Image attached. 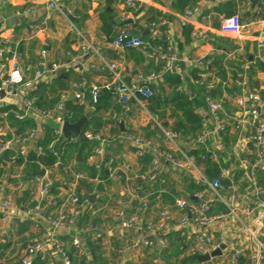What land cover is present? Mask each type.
<instances>
[{
	"label": "built area",
	"instance_id": "2783aa9c",
	"mask_svg": "<svg viewBox=\"0 0 264 264\" xmlns=\"http://www.w3.org/2000/svg\"><path fill=\"white\" fill-rule=\"evenodd\" d=\"M97 1V0H91ZM142 1L150 0H123L126 7L137 9ZM238 1V0H234ZM246 4H250L251 0H243ZM264 2V0H261ZM45 6L48 9H55L66 14L62 6L57 0H45ZM202 4H196L192 8L185 11L187 16H196L201 23H210V14L202 10ZM35 10V4L27 6L22 13L29 14ZM164 21L149 22L146 29L155 38L160 35L161 27ZM260 33L256 40L257 55L253 60L257 59L264 64V18L260 21ZM46 27V20L40 21L32 28V34H35L37 29ZM245 24L239 14L231 16H223L220 18L217 30L222 35H229L235 38H240L243 34ZM167 45L165 50L160 45L152 46L149 42L144 41L140 35L133 33L128 27H123L117 31L110 41V44L118 50H128L137 48L142 50L149 56L157 58L165 64L162 68L155 72H137L126 80L123 75L120 64L117 60L102 61L104 68L108 72L109 79L103 84L89 83L87 77H81L78 81L72 82L71 97L82 105L87 104L86 100V86L88 87L89 99L95 103L100 97L103 89L111 90L115 100L121 105V111L111 115L112 118L119 115L124 118L129 110V103L135 100L141 107L146 108L144 101L151 97L156 92V85L162 81V76L168 70H174V66L178 58L176 47L173 39L168 35ZM80 55L93 52L97 54V49L94 44L89 43L84 37L80 39ZM47 51L41 50L40 55L44 58ZM213 54L211 52L209 55ZM206 56L193 57L190 61L193 66L199 68V79L195 83L204 86L206 90L214 91L217 84L220 82L218 77L207 80L208 72L205 68L211 67L212 61ZM229 56V55H228ZM69 62H54L51 64L42 63L37 68L29 81H26L25 72L17 57L16 51L10 47L3 45L0 47V106L8 99L19 96L21 113H16L17 119H23L30 115L36 116L40 122H36L37 126L31 128L27 136L21 138L17 135H12L10 139L6 140L0 147V151L8 149L12 144L20 145V153L27 152L26 141L35 140L42 131V126L46 123H52L54 126V139L44 149L42 146L37 147V153L43 154L44 151L55 156L56 160L52 166L44 167L41 175H35L31 178V183L35 185V193L32 200L36 202L35 206H25L23 202H18L17 197L13 194L4 195L3 179H0V223L3 226L10 224L15 216L22 217V219L42 220L45 222L46 234L43 239H35L26 244L20 255L10 262H3L0 264H30L33 258L40 254L42 259H46V264H69L65 252L62 249L58 236L63 233H70L73 231L72 244L80 250L81 254H86V241L83 234L91 231L90 226H78L77 220L79 216L91 209L89 198H79L75 189L77 179L82 176L80 173H75L71 181L68 182L64 189L65 197L62 206L56 213L45 214L43 206L40 202L44 199L54 184L55 176L61 172H67L66 166L63 165L61 156L64 154L63 148L57 144L60 138L63 139L62 127L64 120L61 116L65 112L64 101L69 96L67 92L60 94L59 102L52 108H40L33 104L34 97H29L26 94L34 90L37 85L43 80H48L50 77L57 74L60 67H65ZM237 76H242L238 72ZM5 77V78H4ZM29 84V85H27ZM226 82H221V89L225 87ZM158 86V85H157ZM180 88V87H178ZM261 92L249 90L243 96L236 98L235 104L239 108L232 116L233 128L241 130L245 124L249 123L248 114L252 112L254 118V129L249 136L251 142V160H242V167L246 170L247 185L251 187V193L257 195L256 201L248 208L245 218L238 212V206H235L234 201L238 198V188L241 186L236 182L229 172L220 167V178L228 181L227 189L230 190V201L226 195L221 193L224 189L223 184L219 180L208 181L204 176L201 167L196 164L195 157L188 155L178 144L179 134L171 130H164V140L168 145L161 144L155 139L144 137L139 134L127 133L122 138L135 149L137 156H140L144 151L151 153V161L149 167L143 172L133 170L129 165L125 164L121 167L111 165L112 159L109 158L104 162L103 144L106 138L91 130L83 131L86 138L89 140H97V145L88 156V161L95 164L97 169L106 166L109 176L108 178L114 181H123L121 184V191L119 197L115 201V206L111 209L110 217L112 222L117 227L124 231L132 232V235L127 240L126 248H118L114 245V240L109 233L93 234L92 238L100 237L103 248V256L110 257L111 253L121 254L120 258L115 264H124L126 260L123 252L125 249L137 250L141 248H154V246L163 248L166 246L164 238L158 237L160 232L166 233L169 226V221L176 218L177 228H191L188 234L187 245L185 246L186 254L204 255L210 254L219 249L222 244L224 248L217 256L211 257L210 261L219 259L221 264H237L240 257H246L244 264H261L260 260L264 255V182L260 183L258 174L264 175V101L261 100ZM205 104L207 106V114L204 118V127L192 143L202 145L205 152L210 153L212 160L217 159V153L209 149V140L212 134L225 133L228 129L229 122L225 117L223 100L216 99L212 95H206ZM241 109V110H240ZM1 117L3 115H0ZM123 120V119H120ZM159 127V126H157ZM160 128V127H159ZM5 132V127L0 124V134ZM71 142L77 140L71 136L66 140ZM11 167V166H10ZM16 167V172L13 176L21 180V174ZM60 170L62 171H59ZM167 172L174 174L180 172L191 176L195 181L206 184V189L197 191L193 195L194 201H188L182 197H175L171 205L159 209L154 213L155 208H159V202L152 206L148 205V193H140L136 187L131 185L134 179L142 181H154L158 177L165 175ZM244 176L241 177L243 180ZM94 182H100V178L92 179ZM162 182L165 179H161ZM6 184V183H5ZM28 183L19 181L18 187L24 190ZM165 188H161L157 193H165ZM93 194H98L97 190L92 191ZM96 196V195H95ZM219 201L227 208L226 212H215L214 202ZM175 211H171V209ZM102 210V209H98ZM129 210V211H128ZM95 213V211H92ZM157 216L155 217L153 216ZM222 222L232 228L230 234L218 232V226ZM51 248H54L51 250ZM209 262V261H208Z\"/></svg>",
	"mask_w": 264,
	"mask_h": 264
},
{
	"label": "trees",
	"instance_id": "16d2710c",
	"mask_svg": "<svg viewBox=\"0 0 264 264\" xmlns=\"http://www.w3.org/2000/svg\"><path fill=\"white\" fill-rule=\"evenodd\" d=\"M198 0H172L170 7L176 12H184L187 8H192ZM108 6H112V0H104V6L99 14L100 21V31L105 36L107 42H110L113 36L117 33L119 29L125 26L120 27L121 21L116 18L113 10L107 9ZM240 3L235 2L234 0H227L225 2V12L224 16H231L236 14ZM26 6H23V10ZM86 6L84 5L83 8ZM143 8L131 9L127 8V11H131L134 15L139 13ZM218 10V8H216ZM260 16L264 18V9L261 7ZM74 12H77V10ZM243 17H247L246 13H243ZM85 15L81 16L80 22L83 20ZM145 22H157L164 20L165 16L162 15L155 8H148L144 14ZM132 27V32L140 35V37L149 42L152 46L160 45L165 50L167 45V33L164 26L161 27V33L159 36L153 38L150 32H145L146 27H143L138 24L137 21L130 24ZM190 28L184 29V40L188 42L190 39ZM95 46V45H94ZM96 47V46H95ZM128 57L133 59L135 62L134 72H157L159 71L165 62L157 60L156 63L148 62L146 60L145 54L142 50L137 48H132L126 50ZM69 55L65 58H62L61 62H70L71 58L75 55L81 53V51H73L72 49L67 50ZM111 57H114V54H110ZM248 46L245 47L244 53L240 55L227 57L225 53L214 52L211 55H208L207 58H210L212 61L211 67L205 68V71L208 72L207 80H211L214 77H218L220 82L217 84V87L214 91L206 90L204 86L195 83L196 79H199V73L201 70L197 67H193L189 76L181 78L175 70H168L162 76V84L158 83L156 85V92L144 101L147 111L156 118V121L165 130H171L179 134L181 137L180 146L186 151L188 155L195 157L196 164L201 167L202 172L208 181L219 180L224 189L221 190L223 195L230 194V190L227 189L228 181L220 178V167L222 163L214 162L211 159V155L208 152H205V148L202 145H196L192 143V139L201 132L204 127L203 118L196 112L198 107L205 105V96L212 95L213 97L221 98L222 90L221 82L228 81V78L231 79L229 85L225 87L224 91L227 93V97L223 100V106L227 109L229 100L228 98L233 99L242 93V85L244 77L237 76V73L240 72L242 75H246L249 87L253 88L257 85V82L253 76L258 72H264V64L259 60L255 59L249 61L248 59ZM33 64L36 63L32 59ZM37 64H39L37 62ZM51 64V63H49ZM145 64L143 67L136 68ZM175 67V66H174ZM175 69V68H174ZM73 66H70L66 72L56 74L49 78L46 82H40L37 87L26 95L29 97H34L33 104L40 108H52L60 100V94L63 91L70 90L69 83L76 82L79 80V72L76 71ZM88 72V73H87ZM86 74H90V70L86 71ZM1 84V80H0ZM163 84L166 85L169 92H166V88L163 87ZM180 87V88H178ZM252 91H256L255 89ZM86 100L89 107H92L90 112L85 110V105L78 103L74 99L66 98L64 101V106L66 111L61 113V116L64 121H69L75 123L82 116H86L87 119L82 125V130H90L94 133L98 132L106 123L111 125L110 127V136L106 138L105 143L103 144L104 151V162L109 158L112 159L111 165L119 166L124 165L125 161L122 158L121 154L123 152V147L125 140L122 138L127 133L138 134L133 129L127 128L124 132L120 129V119L124 121L127 120V115L125 118H120L119 115L112 118H107L104 116L106 112L118 114L121 111V105L115 100L112 91L109 89H103L101 91L100 97L95 103H92L89 99L88 87L86 86ZM87 105V104H86ZM137 105L135 100H131L129 103L130 110L133 109V106ZM139 106V105H138ZM169 111V116L172 118V122H166L163 120L166 113ZM16 113H21V110L13 104H8L0 107V124L5 127V132L0 134V147L12 135H17L21 138L27 136L31 128L37 126L35 120L31 117H25L23 119H17L15 117ZM54 126L52 123H46L42 126L41 134L33 141H26L27 152L25 154L20 153V145L12 144L8 149L0 151V179L3 176V173H6L8 165L19 169L21 174V180L17 179L15 176L8 175L7 180L11 181L13 184H18L19 181L27 182V187L22 190V195L17 201L23 202L25 206H35L31 198L35 193V185L31 183V178L35 175H41L44 171V167L52 166L56 158L52 154L44 151L43 154L39 155L37 153V147L42 146L44 149L48 146L51 140L54 139L53 135ZM228 131V129H227ZM141 135L147 138L157 139L161 144L164 143V140H159V135L157 133V127L153 122H150L143 128ZM178 142V143H179ZM60 148H63L64 154L61 156L62 167L66 166L67 172H61L60 175L55 176L54 184L51 187L47 197L42 199L40 202L43 206L47 202V207L44 208L45 214L56 213V208L59 203L57 201V195L59 194L60 189H65L69 181L72 180L75 173H80L82 176L77 179L76 184V193L79 198H89V189L92 191L97 190L99 193H104L103 196H97L96 200L90 204L91 209L83 212L78 220L77 225L80 226H90L91 231L83 234L86 243V254H81L80 250L72 244L73 232L63 233L58 236V240L61 243L62 249L65 252L67 258L69 259V264H115L116 261L120 258L121 254L111 253L109 259L103 256V248L101 245V238L96 237L92 238L93 234L99 233L103 235V231L99 229V225L103 221L99 215L101 213L105 214L107 208H114L115 201L119 197V193H106L107 185H116L121 187V182L123 181H114L108 178L109 173L106 166H102L99 170L95 167V164L88 161V156L91 154L93 148L99 145L97 140H94L93 143L90 142H81L75 140L71 142L69 139L62 141V138L57 142ZM132 150H135L133 147L129 146ZM139 163V169L136 171L143 172L146 170L151 161V153L149 151H144V153L137 157ZM126 164V163H125ZM222 164V165H221ZM59 171L60 170L59 168ZM175 177L172 178L170 173L167 172L165 175L158 177L154 181H142L140 179H134L131 182V185L137 188L140 193H148V205L152 206L154 203L159 202V208H155L154 213L158 212L159 209L171 205L175 197H182L188 201H194L193 195L197 191L205 190L206 184L202 182L195 181L191 176L185 175L180 172H175ZM99 177L100 182H94L92 179ZM165 179L162 182L161 179ZM178 180V181H176ZM258 180L260 183L264 182V175L262 173L258 174ZM161 188H165L166 192L161 193L158 196V191ZM52 196V197H49ZM49 198H51L49 200ZM49 200V201H48ZM214 211L215 212H226L227 208L224 204L219 201L214 202ZM102 209V210H98ZM95 211L93 213L92 211ZM129 211V210H128ZM175 211V209H171ZM106 215V214H105ZM155 219L157 216L153 215ZM104 220L112 221L109 216H106ZM26 229L24 225H21L18 233ZM158 237L164 238L166 241V246L159 248L154 246L153 257L160 260H164L165 264H173L169 262L171 259H174V264H221L219 259L212 260L209 262H199L193 258L192 255L186 254L185 246L188 241V232L186 228H181L176 230L169 228L166 233L160 232ZM114 245L118 248H121V245L118 242L114 241ZM10 246V241H6L5 244H0V259L8 251ZM54 248H51L53 250ZM148 249V248H147ZM247 256L240 257L237 260V264H244L247 260ZM149 261L144 264H155L154 262ZM46 259H42L40 254H37L30 264H46ZM261 264H264V255H262ZM124 264H134L130 260H125Z\"/></svg>",
	"mask_w": 264,
	"mask_h": 264
},
{
	"label": "crops",
	"instance_id": "0c3cea01",
	"mask_svg": "<svg viewBox=\"0 0 264 264\" xmlns=\"http://www.w3.org/2000/svg\"><path fill=\"white\" fill-rule=\"evenodd\" d=\"M57 1L62 6L66 14L55 9H48L45 6V0H0V47L6 45L16 51L17 57L25 72L26 81H29L33 72L39 68L42 63L49 64L61 62L62 58L69 55L67 52L69 49L76 52L79 51L80 39L82 37H84L89 43L94 44L98 53L94 54L93 52H90L81 58L79 57L80 54L73 56L69 62L70 64L65 66V70L63 72H66L70 66H73L80 74L79 79L81 77H87L89 83L103 84L109 79V76L102 61L117 60L120 64V69L123 75L126 76V80L128 81L129 78L135 74V62L133 59L128 57L126 50H118L114 48L110 42H107L105 36L99 28V14L104 6V0H97L94 2L91 0ZM226 1L227 0H198L196 4H202V10L205 13L210 14V23L206 24L201 23L199 18L196 16H187L185 11L190 8L185 9V11L181 13L174 11L170 7L172 0L142 1L139 8L143 9L135 15L131 11H127L128 7L124 5L123 0H112V6H108L107 9H112L116 18L121 21L120 27L125 26L131 30L132 27L130 24L135 21H137L139 25L146 27L147 22H145L144 14L150 7L157 9L162 15H164L165 18L163 20V26L166 29L165 32L171 39H173L178 58L180 59L176 62L174 70L175 73L183 78L189 76L190 70L194 67L190 61L193 57L206 56L211 52L225 53L227 57L240 55L244 53L245 47L247 46L249 51L251 45L254 47L253 58L256 57V40L259 37L261 26L260 21L262 20L260 12L262 11L261 7L264 9V2L257 0L254 4H252V2H250V4H246L243 0L235 1L240 3L236 14L240 15L243 23L245 24L242 36L240 38H235L229 35H222L217 30L218 22L220 18L224 16ZM31 4H35V10L29 14L22 13V11ZM219 4L222 5V8L218 6ZM84 5L86 6L85 8H83ZM23 6L26 7L22 10L21 8ZM216 8H218V10H216ZM74 10H77V12H74ZM243 13H246L247 17H243ZM69 14H72L76 20H71L68 17ZM82 15H85V17L80 22ZM129 19H131V22L126 21ZM42 20H46V27L37 29L35 34H32V28ZM185 28L191 29L190 39L188 42H185L184 40ZM43 49L47 51L44 58L40 55V52ZM110 54H114V57H111ZM145 57L148 62L150 61L156 63L158 60L148 54H145ZM147 57H153L155 60L151 61L147 59ZM32 59L36 63L33 64ZM37 62L39 64H37ZM144 65L145 64H142L136 68L140 70V68ZM88 70H90V74H86V71ZM253 78L257 82V85L251 88L248 85L246 75H244L242 93L236 98L243 96L249 90L254 89L261 92V94H264V72L256 73ZM0 80L2 82V78H0ZM48 80H43L42 82H46ZM230 81L231 79L228 78L225 87L227 86V83L229 85ZM71 83L72 82L69 83V86ZM160 83L162 84L163 82L161 81ZM163 87L166 88V92L170 91L166 85L163 84ZM224 89L222 90V97H216V99L224 100V98L228 96ZM63 92H67L69 95L67 98L73 99L71 97L72 88ZM236 98H228L227 100H229V103L227 109L224 108L225 117L230 126L228 127V131L221 134H212L209 140V149L217 153V159L213 161L222 163L223 165L221 164V167L228 171L229 175L233 176L236 182L241 185L238 188V198L235 199L234 204L235 206H238V212L245 218L248 208H250L256 201V198H258L257 195L251 193L252 189L249 185H247L248 181L246 180V170L241 164V161L244 159H252V145L249 136L254 129L255 121L252 112L250 111V114H248L250 124H245L244 128L241 130L233 128L231 117L234 116L237 109H239L235 104ZM8 104H13L19 108V96L6 100L1 106ZM138 105L139 104L137 103V105L133 106V109L131 108V110L129 106V110L126 114L128 118L124 121L125 130L129 127L141 135L143 134V128H145L150 122H153L156 127L159 126L165 130L160 123L156 121L153 114L149 113L146 108ZM85 106V110L87 112L92 110V107H89L88 103ZM196 112L204 120L207 114L206 104L198 107ZM104 116L110 118L111 113L106 112ZM29 117L33 118L38 123L40 122V120L34 115H30ZM163 120L169 122V124L172 122V118L169 116V111L166 113ZM110 127L111 125L106 123L96 133L103 138H108L110 136ZM159 138V140H164L161 136H159ZM177 141L181 142V137H179ZM180 142L178 143L179 145ZM163 144L168 145L165 140ZM129 146L130 145L125 141L121 156L125 163L136 171L139 169V163L137 160L138 156L136 155L135 150H132ZM121 166L123 165L121 164L116 167ZM9 167L10 165H8L6 173H3V176L1 177V179H3L2 182L6 183H3L4 195L7 196L13 194L17 197V199H20L22 190L19 189L18 184H13L11 181L7 180V176H13L17 170L11 166L9 171ZM175 175L176 174H170L172 178H174ZM243 176L244 178L241 180V177ZM120 188L121 187L116 185H107L106 193L118 194L119 191H121ZM103 194L104 193H98L94 195H96L95 197L97 198V196H103ZM230 195L231 194L226 195L229 201ZM64 197L65 191L64 189H60L59 194L57 195V201H55H59L56 208L57 211L62 206H65L63 204ZM50 199L51 198H49V200ZM46 204L47 202L45 203L44 208L47 207ZM68 208V206H65V209ZM110 215L111 214H109V217ZM99 217L103 220L99 225V229L103 231L104 234H111V237L115 242H118L122 248H126L127 240L132 235V232L124 231L122 228L117 227V225H115L112 221L106 222V220H104L106 215L103 213H101ZM12 219L13 220H11L10 224L7 226H3L0 223V244H5L6 241H10L8 251L1 257L0 263L10 262L17 258L26 244L35 239H43L46 234L47 226L45 222L40 219H22L20 215L15 216ZM168 224L170 228L180 230V228H177L175 217L173 220H170ZM21 225H24L26 229H24L22 233H18ZM218 229V232L230 234V230L232 228L227 224V222H222L218 226ZM190 230L193 231L191 228H188V234L191 232ZM262 238H264V236H262ZM152 249L153 248H141L137 250H130L128 260L132 261L134 264H144L145 262H149L152 260L151 257L154 255ZM152 262L155 264L166 263L164 260H160L157 257L154 258ZM169 262L174 264V259H171ZM56 264H59V262L56 261Z\"/></svg>",
	"mask_w": 264,
	"mask_h": 264
},
{
	"label": "water",
	"instance_id": "95a60500",
	"mask_svg": "<svg viewBox=\"0 0 264 264\" xmlns=\"http://www.w3.org/2000/svg\"><path fill=\"white\" fill-rule=\"evenodd\" d=\"M257 0H251L252 4L256 3ZM220 8H222V5L219 4L218 5ZM68 17L75 21V17L72 15V14H69ZM127 22H131V19L129 20H126ZM145 32H149L148 30H146ZM249 56H248V59L249 61H251L253 59V53H254V47L253 45L250 46L249 48ZM147 59L151 60V61H154L155 59L153 57H147ZM65 70V67H60L58 70H57V74H60L62 73L63 71ZM5 78V77H4ZM261 100L264 101V94L261 95ZM87 117L86 116H82L78 121H76L75 123H71L69 121H65L64 124H63V127H62V132H63V139L62 141H65L67 138L73 136L75 137L77 140L81 141V142H90V143H93L92 140H89L88 138H86V136L84 135L83 133V130H82V125L85 123ZM120 129L121 131H125V126H124V120H121L120 121ZM157 133L159 136L161 137H164V130L162 128H157ZM9 171H10V167H9ZM96 200V197L95 195L92 193V190L89 189V202L90 203H93L94 201ZM225 246L224 244H222L220 246L221 249H223ZM216 249L215 251H213L210 254H204V255H199V254H194L191 256V258L199 261V262H208L210 261L211 257L213 256H217L221 253V249ZM129 248L125 249L124 252H123V255H124V258L125 259H129Z\"/></svg>",
	"mask_w": 264,
	"mask_h": 264
},
{
	"label": "rangeland",
	"instance_id": "374dc122",
	"mask_svg": "<svg viewBox=\"0 0 264 264\" xmlns=\"http://www.w3.org/2000/svg\"><path fill=\"white\" fill-rule=\"evenodd\" d=\"M112 208H107L105 211L106 216H109ZM16 253V252H15Z\"/></svg>",
	"mask_w": 264,
	"mask_h": 264
}]
</instances>
